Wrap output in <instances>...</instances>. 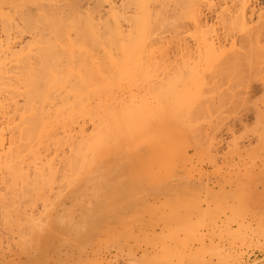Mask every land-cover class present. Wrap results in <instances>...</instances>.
<instances>
[{
    "label": "rangeland",
    "instance_id": "rangeland-1",
    "mask_svg": "<svg viewBox=\"0 0 264 264\" xmlns=\"http://www.w3.org/2000/svg\"><path fill=\"white\" fill-rule=\"evenodd\" d=\"M69 1L70 5L64 0H44L43 8L61 18L78 13L96 19L98 14L105 16L111 2L131 14L137 0ZM143 1L151 18H175L176 25L169 21L163 37L158 34L152 39L141 64L129 60L117 67L98 60L100 55L91 54L88 46L81 47L79 52L88 55L82 59L96 66L98 61L105 64L111 80L104 75L105 79L99 78L102 64L96 67L85 60L84 65L89 63L85 68L92 70H79L81 56L75 61L79 59L75 52L74 62L60 63L66 74L53 71L58 79L62 77L56 85L66 79L67 71L72 77L67 76L62 86L50 87V95L45 89L50 84L43 77L39 85H33L36 102L30 96L32 87L25 92L30 84L15 82L16 91L25 89L15 101L32 99L34 104H26L29 108L24 104L32 111L17 106L15 111L13 103L5 104L6 93H0V100L5 98L0 101V264H264V0ZM114 53L111 56L123 60L133 55ZM76 62L78 66L73 67ZM35 69L30 71L36 73L33 77L41 73ZM78 73L87 75L83 79L89 80V86L83 81L85 87H77L82 85ZM91 73L99 81L90 84ZM74 81L78 83L72 91H79L64 95L66 90L61 89L71 92ZM22 84L26 85L19 89ZM99 86L105 88V95L94 93L92 98L91 88L99 92ZM71 94L74 98L69 102L66 96ZM62 95L63 108L74 105L73 99L81 101V95L85 101L74 105L79 110L69 106L70 111L68 107L64 111ZM37 103L41 111L44 105H52L50 110L44 106L45 119L53 111L61 117L72 115L69 128L73 132L83 123L88 141L105 130L118 135L114 138L120 142L127 139L106 156L110 161L101 160L94 168L87 165L91 171L66 190L59 175L51 180L50 171L49 176L36 178L26 162L25 145L19 146L23 125H36L31 117V123L24 124L19 119L21 111H27L22 115L26 121L25 115L35 111L41 134L50 131L56 119L59 136L63 134L61 117H53L54 121L52 115L46 122L50 126L43 124ZM43 125L49 126L47 130ZM18 126L21 129L16 130ZM48 149L52 168H58L52 156L57 148ZM79 163L71 168L86 167Z\"/></svg>",
    "mask_w": 264,
    "mask_h": 264
},
{
    "label": "bare ground",
    "instance_id": "bare-ground-1",
    "mask_svg": "<svg viewBox=\"0 0 264 264\" xmlns=\"http://www.w3.org/2000/svg\"><path fill=\"white\" fill-rule=\"evenodd\" d=\"M64 1L67 5L71 4V2L69 0H64ZM43 3H44V0H0V93H3V92L6 93V95L3 93V95H5V98L7 97V100H5V98L3 97L4 100L7 101V102H5V104L10 101L9 105H11V106L14 105V107H13L14 110H15L16 106H17V109L18 108L19 109L24 108V110H27L29 108V105H30L29 102H31L32 99H34L33 101H35L34 96H36V93L32 95V93L34 91L33 85H34V83H36L35 84L36 86L39 85L38 80L40 82L41 77L45 78L44 81H46V79H47L48 84H50L48 89L45 86L46 82L44 83V86H43L44 88L46 87L45 88L46 90H49V95H50V92L52 93V90L50 89V87H53L54 85L55 86H62L64 83L66 84V81L69 80L68 78L72 77V76H70L68 71H67L68 78L66 76L67 80L63 78L62 82L63 81L64 82L62 83L60 81L62 85L60 83H59V85H56V81L61 80L62 77L59 76V79H58L57 78L58 73H57V75L55 73H53V71H58V72L62 73L61 75H63V71H64V73L66 74L65 71L67 69L66 70L64 69L63 71L60 70V67L64 64V61L67 65L69 59L71 61H73V59L74 60L78 59L81 56V60H80V58L78 60H75V61L80 60L79 61L80 63L78 62V64H80L79 67H81V68L79 70L85 69L87 71V72L85 71L86 73H90L91 67L85 68L86 67L85 65H89L90 62L88 61L87 58L82 59V57H85L88 55H86V52H84L83 50H82L83 53H82V51L79 52L81 47H87L88 46L87 47L88 49L89 48L93 49L92 52H90L91 54L94 52L93 54L98 53V54H95V55H97V57H98V55H100L99 59L97 58L98 60L101 61V59H103V60L106 59V60H108L107 61L108 63L111 62L112 65L116 64L117 67H119V65H117V63H124L127 61L129 64V60H132L134 64L135 63L141 64V62H142L141 61L142 60L141 55L146 50H149L148 48L152 47V44H151L152 39L154 37H156L158 34L160 35L159 37H163L162 35L165 32L163 29L169 27V21L173 22L174 20H176L175 18H173V20H171L170 16H168L170 18H166V16H164L165 18L162 17L161 20L155 18V17H157L156 15H155V17L151 18L149 12H147L148 10L146 9V6H145L143 0H137L136 1V4H134V8H133V11L131 12V14H127V12H125L126 8L125 9L122 8L121 11H124L125 12V14H124V12H121L115 4H112V2H111V4H112L111 5L110 1H109L108 6L110 4L111 8L109 7L110 9H108V10L106 9L107 12H106V14L104 13L105 14V16L103 15L104 17L101 15L102 16V18H101V16L98 14L99 17L97 15L96 19H95V17H88V16L82 18L83 16L81 17L78 13H73L72 15L70 14L71 16L61 18V16H56L51 11H49L50 13H47V10L43 8ZM41 8L43 10H41ZM5 9H7V10H5ZM94 11L95 10H92V12H94ZM157 13H159V12H157ZM163 14H165V13H163ZM124 23H125V28H123ZM197 23H198V21H197ZM174 24L176 25V23L173 22V26H175ZM23 39H24V41H23ZM94 50H96V51H94ZM75 52H76V55H78L77 52H79L78 58L76 57V55L74 57ZM114 52H118V53H114ZM120 52L122 54H124V53H126V54L131 53L133 55L137 54V56L134 57L133 55L130 54L131 58L125 59V60H123L124 58L122 59L121 57H116L115 55H114L115 57L113 55H112L113 57L111 56V53H114L117 55ZM80 53L82 55H80ZM90 53H88V54H90ZM91 54L89 56H91ZM127 56L129 57V55H127ZM92 57H94V56H92ZM61 59H62V61H61ZM82 60H84V61L82 62ZM85 60L88 61L89 63H86L84 65V62H86ZM101 62H103V61H101ZM101 62L98 61V65L102 64ZM60 63L62 64L61 66H60ZM81 63H83V65ZM93 63H95V62H92V64ZM96 63H97V61H96ZM78 64L76 62V64L74 63L72 65L74 67V65L78 66ZM94 65H92V66H94ZM103 66H100L103 68L102 72L100 71L101 69H99V70L97 69L98 74H99V72L101 73L100 74L101 76L100 75H98V76H99V78L101 77V79H102V75H104V76H106L105 78L108 79L109 75L107 77V74H106L107 72L104 70L105 66L104 67ZM62 67L65 68L64 66H62ZM73 67H72V69H73ZM35 68H39L41 71L38 69L37 70L39 72H41L42 74L40 73V75H38L37 77L36 76L33 77V75H36V73H31V72ZM131 68H132V66H131ZM20 69L22 71H25V73H20V71H21ZM31 69H32V71H31ZM94 69H95V67H94ZM17 70H20V71H17ZM88 70H89V72H88ZM103 70L105 72L104 74H103ZM34 71H36V69ZM85 72L82 71L81 73H85ZM95 72H96V70H95ZM85 74H82L83 76L79 74L80 78L81 77L82 78L79 79V77H74L73 80L77 81L79 79V80H81L82 85H83V83L86 82V80H84V79L87 77V75H85ZM88 76H89V74H88ZM91 76H92V73L90 74V77ZM115 76H116V74H115ZM31 77L33 78L32 82L35 80L32 84L29 82ZM95 77L97 78V76H95ZM92 78L94 79L93 81H91ZM105 78H103V79H105ZM86 79H88V77ZM70 80H71V82L73 81L72 78H70ZM91 80H90L91 81L90 84L92 82H96L98 79L96 80L94 78V76H92ZM109 80H111V78L108 79V81ZM75 81H74V83H72L73 86L70 85L71 86L70 89L72 88L71 92L70 91L68 92V89H65V88H64V90L61 89V92L66 90V93H64V95H67V93L70 94L72 92L75 93V91L77 93V90L79 91V88L78 89L74 88V91H72L73 87L78 83V82L76 83ZM83 81H85V82H83ZM15 82H17V84H18V82H20V84H18L19 86L21 85V82L26 83L27 86L30 84V86H28L30 89H28V90L24 89L25 92L31 91V89L33 88L32 91L30 92V94H31L30 96H31V98L32 97L33 98L29 99L28 103L25 102V100L27 98H23L24 100L20 99L21 103H18L15 101V99L18 98L17 93H18V95L20 93L21 94L24 93L23 92L24 90L22 92H20L21 90L19 91L17 89L18 92L16 91L15 87L17 88V86H15L16 85ZM87 83H88V85H87ZM104 83H105V81H104ZM104 83H103V86H106V84L104 85ZM42 84H43V81H42ZM42 84H41V86H42ZM107 84L110 85V82ZM25 85L22 84L21 88L19 86H18V88L23 89L22 87ZM82 85H80V83H79V85H77V87L80 86L83 89L85 87V85L89 86V80H88V82H86L85 85H83V87H82ZM101 86H99V87H100V89H104V90H102L103 93H102V91H100V89H99V92H98V89L95 91V89L93 87V88H91V91L89 92L90 94H92L91 97L94 95V93H95V95L97 94L96 96H99L98 94H100V93L105 95V92H104L105 88H101ZM109 88H110V86H109ZM45 89L41 90V92H43V91L45 92L46 91ZM92 90L95 92H92ZM82 93L85 94L84 92H82ZM87 93H88V91H87ZM37 94H38V91H37ZM41 94L43 96V93H41ZM72 94H71V96L69 95V97H71V98H68L66 96L68 101H69V99L71 100L72 97L74 98V96H73L74 94L73 95ZM64 95H62L64 98L62 96L60 97V98H63L62 99L63 101L62 100L60 101V103L62 102V106H61L62 108L64 107L63 104L66 103V102H64V99H65ZM82 95L80 96V100L82 102L79 101V99H78L79 102L74 101V99H73L74 105L77 103L80 104V102L83 103V101H85L84 100L85 98ZM1 96L2 95H0V97ZM22 96L24 97V95H22ZM51 96H52V94H51ZM51 96H49V97L51 98ZM27 97H29V96H27ZM49 97L46 96V98H49ZM19 98H21V97H19ZM50 98H49V101H50ZM56 98H59V97L57 96ZM90 98H89V100H90ZM92 98H91V100H92ZM104 98H102V99H104ZM37 99H36V101H37ZM95 99H93V100H95ZM18 100L19 99H17V101ZM22 101H24V102H22ZM15 102H16V104H15ZM12 103H13V105H12ZM17 103L23 104V105L21 106V105H18ZM24 104L25 105L29 104V105H26V106H28V108L24 107ZM32 104H34V102ZM0 105L2 106L3 103H1ZM56 105L58 106V104H56ZM59 105H61V104H59ZM74 105L72 103V105H69V106H72V108L77 106V105L76 106H74ZM80 105H82V104H80ZM7 106L8 105H5L3 107L5 108ZM32 106H34V105H32ZM44 106L50 110L52 105L49 106L50 108L47 107L46 105H44ZM44 106L42 107V111L45 109ZM53 106H55V105H53ZM69 106L67 105L68 110H69ZM67 107L63 108V110L67 111ZM31 108L32 107H30V109ZM52 108H54V107H52ZM62 108H60V109L62 110ZM78 108H79V106H77V109ZM84 108H86V107H84ZM0 109H3V108L0 107ZM30 109H28V111ZM37 109H39V112L41 111V109L38 106V103H37ZM60 109H59V111H60ZM74 109H71V110H74ZM33 110H35V109L33 108ZM55 110H57V109H55ZM30 111H32V110H30ZM44 111L41 113L42 117H40L41 119L43 118L42 119L44 122L43 124H48L46 122L51 120L52 115H53L52 119L54 121H55L56 117H61L60 112L56 111V113L58 112L60 114L57 113V115H54L55 111H53L54 113L52 114V112H51V116L46 114V118L48 116H50V119H49V117L47 119H45V117H43V116H45ZM75 111H73V112H75ZM81 111H83V110H81ZM81 111H80V113H82ZM94 111H95V109H94ZM25 112H27V111H25ZM25 112L21 111V113H23V114H25ZM34 112L35 111H33V113H30L31 116L28 115V117H27L26 116L27 114L25 115L27 121L25 119H23V117H22L23 114H21V118H19V119H22L24 124H26L28 121H29L28 124L31 123V121L29 120L30 117L33 119L32 120L33 122L35 121V119L37 121V117H35ZM84 112L85 111H83L82 114H84ZM87 112H89V111H87ZM87 112H85V113H87ZM102 112H103V110H102ZM111 112L112 113L115 112V114L117 113L113 109L111 110ZM2 113L4 114V112H2ZM49 113L50 112H48V114ZM118 113H121V111H118ZM118 113H117V115H118ZM12 114L17 116V114L15 112H12ZM95 114H97V113L95 112ZM11 115H9V117H13ZM94 115H92L93 120H94V118L96 119V117L98 118L99 114L95 115L96 117ZM4 116H5V114H4ZM63 116H64V114H63ZM65 116L61 117V119L59 118V120H58V121L61 120L60 122L62 123L61 127L63 129L62 130V132H63L62 136L63 137L59 136L60 131L58 130V127L56 126V124H59L57 122V119H56V122L50 121V122H53L55 124L54 126H56V128L54 126L52 127V126H50V124H48L51 128L50 131H48L45 128V127L48 128L49 126L46 125L44 127V125H43L44 129L47 130L46 132L48 134L47 133L41 134V132L38 130L39 128H37L38 123L35 121L34 124H36V125L31 124L33 126H29L27 124L23 125L22 128H24L25 132H21V135H20L21 139L19 138V136L18 137L16 136V137L20 139L19 140V144H20L19 146L25 145V148L27 150L26 162L30 166V168L32 169L33 174L36 175V178H39L42 175L43 176H46V175L49 176L51 173V180H53L56 175H59L60 180L64 181L66 184L65 189L68 190L71 187V185L73 183H75V180H78L81 175L87 174L89 171H91L92 167H88L87 165L93 166V168H94L95 165L101 160L110 161L111 158L106 157V156H108V154H111L113 152V150H116V148L119 149L120 147H122L121 145H123L125 143L127 138L124 140V142H122V141L120 142V140H119L120 137L118 135H114V136H116L115 138H117V136L119 137L118 139H115L114 136L112 135V134H114L113 132H111L110 130L109 131L105 130L103 133L102 132L97 133V131H96V133L99 135V136L97 135L98 137H96V134L93 132L92 134H95V136H93V139L91 141H88L89 140L88 138L90 136L87 135L88 136V138H87V136L85 137L83 135V132H84L83 131V123H81V124H79V126H77L76 129H78V131L73 132L74 130L69 128V126H70L69 122L73 121V117H72V115L71 116L67 115L68 117H65ZM73 116H75V115H73ZM76 116H79V115L76 114ZM108 116H109V113H108ZM123 116H126V114ZM128 117H130V116H128ZM44 119H45V121H44ZM100 119H101V117L99 118V121H100ZM82 122H83V120H82ZM19 123H18V125H20L22 122L20 124ZM103 124H105V123H103ZM72 125H73V123H72ZM98 125H99L98 123H95V128L97 127V129H98ZM146 126L149 127L148 125H146ZM29 127H32V132H34V133H32L29 130L30 129ZM18 128H19V126L16 127V130H18ZM120 128L121 127L119 126V129ZM19 129H21V128H19ZM157 129H159V128H157ZM16 130H15V132H17ZM24 130H22V131H24ZM38 131L40 134L36 133ZM106 131H108V132H106ZM109 132H110V134L111 133L112 134L110 135ZM26 133L28 134V136H30L29 138H27L28 136H26ZM116 133L117 132H115V134ZM22 134H24V135H22ZM31 134L35 135V137L31 138ZM106 134L109 136H106ZM118 134H119V132H118ZM125 134L126 133H124V136L126 137ZM127 134H129V136L131 138H132V135L134 136L133 133L132 134L127 133ZM78 136H80V137L77 138ZM110 136H112V138H110ZM22 140H23V142H22ZM15 143H16V141H15ZM51 145L53 146V148H57V151H53V155H52L55 157V160H57V163H58V168H55V169L52 168V166H51L52 164L50 163L51 155H49L50 150L48 149V146H51ZM46 149H48L47 152H45L43 154V152ZM64 150H67L69 152V154L65 155V153L63 152ZM99 153H103V155H105V157L98 155ZM22 157L25 160L26 155H24ZM65 157H67L66 158L67 160L65 159ZM98 157L100 158L99 160H98ZM72 160H74L75 163L77 160H79L80 163L78 165L83 164L86 167H82V169H78L77 171L73 170V168H71V167L73 164L75 165V163L74 162L70 163ZM60 163L62 166H60ZM45 166H47L48 169ZM53 169H54V171H53ZM46 170H47V173H45ZM49 171H50V173H49ZM89 175H91V173Z\"/></svg>",
    "mask_w": 264,
    "mask_h": 264
},
{
    "label": "crops",
    "instance_id": "crops-1",
    "mask_svg": "<svg viewBox=\"0 0 264 264\" xmlns=\"http://www.w3.org/2000/svg\"><path fill=\"white\" fill-rule=\"evenodd\" d=\"M120 171H121V169H120Z\"/></svg>",
    "mask_w": 264,
    "mask_h": 264
}]
</instances>
